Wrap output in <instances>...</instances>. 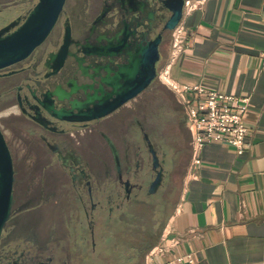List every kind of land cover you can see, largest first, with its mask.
<instances>
[{"label": "flooded vegetation", "instance_id": "af4514ba", "mask_svg": "<svg viewBox=\"0 0 264 264\" xmlns=\"http://www.w3.org/2000/svg\"><path fill=\"white\" fill-rule=\"evenodd\" d=\"M37 1L0 0V29L21 22ZM160 1L65 0L43 43L0 68V132L13 171L0 264H130L155 247L179 197L171 185L165 200L171 174L162 118L155 94L148 95L171 32ZM139 3L143 14L133 18L129 9ZM113 6L114 27H101L113 19ZM67 21L70 39L63 35ZM157 36L156 77L115 109L112 98L99 104L113 90L106 82ZM63 44L65 57L51 60ZM111 108L103 117L77 119ZM146 206L154 209L151 229L139 223Z\"/></svg>", "mask_w": 264, "mask_h": 264}, {"label": "crops", "instance_id": "0c3cea01", "mask_svg": "<svg viewBox=\"0 0 264 264\" xmlns=\"http://www.w3.org/2000/svg\"><path fill=\"white\" fill-rule=\"evenodd\" d=\"M187 1L194 8H184L186 43L170 77L247 97L249 131L241 154L212 142L199 150V165L189 161L162 235L195 264H264V0Z\"/></svg>", "mask_w": 264, "mask_h": 264}, {"label": "water", "instance_id": "95a60500", "mask_svg": "<svg viewBox=\"0 0 264 264\" xmlns=\"http://www.w3.org/2000/svg\"><path fill=\"white\" fill-rule=\"evenodd\" d=\"M123 1L131 6L135 4L136 0ZM160 2L161 7L159 11L162 10L168 13L164 29L172 31L182 19L185 0H161ZM64 3L65 0H38L21 22L16 25L10 24L0 29V68L27 58L43 43L55 26ZM142 8L143 4L139 3L137 7L129 9V14L133 18H139L143 14ZM111 11L113 19L102 23L101 27H106V25L114 27V6ZM105 14L106 12H103L102 16H105ZM11 28L12 30H10ZM63 35L64 38L70 39L71 28L68 21L64 24ZM159 42L160 36H157L154 40L149 41L145 46L139 47L134 54L130 55L128 65L118 69V73L114 76V81L106 82L113 90L103 98H98L99 104L112 98L115 109L122 103L135 97L150 84L156 77V63L159 60ZM65 47L66 44H63L57 54H50L49 58L53 60L58 55H61V59H63L66 54ZM107 48H112V45L109 44L105 49ZM109 54L112 55V53ZM87 104H93V100L89 99L86 101L85 106ZM42 105L48 109L46 104L42 103ZM112 109L104 110L94 116H83V118L77 119L90 120L103 117L110 113ZM12 173V160L0 132V232L9 216L12 205ZM160 175L161 172L151 182V192L158 185Z\"/></svg>", "mask_w": 264, "mask_h": 264}, {"label": "built area", "instance_id": "2783aa9c", "mask_svg": "<svg viewBox=\"0 0 264 264\" xmlns=\"http://www.w3.org/2000/svg\"><path fill=\"white\" fill-rule=\"evenodd\" d=\"M184 8L194 5L185 1ZM169 63L158 74L160 80L175 94L181 104L190 138V164L199 165V150L206 144L217 142L232 147L237 154L244 150L249 127L243 114L248 109V98L208 90L201 83L177 82L170 77V65L182 52L186 31L179 24L171 31ZM162 239L145 257V264H195L192 254L175 255V238Z\"/></svg>", "mask_w": 264, "mask_h": 264}, {"label": "rangeland", "instance_id": "374dc122", "mask_svg": "<svg viewBox=\"0 0 264 264\" xmlns=\"http://www.w3.org/2000/svg\"><path fill=\"white\" fill-rule=\"evenodd\" d=\"M57 30L58 27H56L54 31L56 32ZM171 33L172 32L166 33L164 41L161 45L162 61L158 67V74L163 68V59L165 58L167 48L171 45ZM153 94L156 96L155 103L160 106L159 111L162 118V136L167 151L166 168L171 174V181L169 180L166 182L167 190L170 189V191H167V197L165 198V200L168 201V197L171 192V185L179 192V175L190 161V138L186 126L185 112L181 104L178 102L175 94L160 80L159 76H157L156 80L152 84V90L148 92V95L150 96ZM0 123L4 125L5 121L0 118ZM6 132L8 133V131ZM174 166L175 171H172ZM139 216V223L141 224V227L144 229H151L154 209L147 206L143 207ZM161 236L157 238L158 240H156V245L160 242ZM146 255L147 252L143 256H139L138 258L132 260L130 264H145Z\"/></svg>", "mask_w": 264, "mask_h": 264}]
</instances>
